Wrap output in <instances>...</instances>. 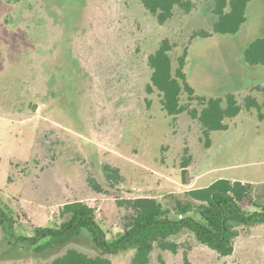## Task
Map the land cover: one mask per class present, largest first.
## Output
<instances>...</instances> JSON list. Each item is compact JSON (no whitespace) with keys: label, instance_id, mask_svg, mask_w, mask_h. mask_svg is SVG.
<instances>
[{"label":"rangeland","instance_id":"374dc122","mask_svg":"<svg viewBox=\"0 0 264 264\" xmlns=\"http://www.w3.org/2000/svg\"><path fill=\"white\" fill-rule=\"evenodd\" d=\"M34 1L42 6V0ZM50 1L51 10L60 13L61 7ZM71 1L81 18L74 43L84 67L90 69L91 96L86 106L78 101L75 106L39 105L35 111L33 106H14L19 86L15 72L21 66L16 56L7 61L6 50L19 40V33L0 30V211L4 216L0 264H46L68 248L97 256L99 250L86 231L44 252L36 248L45 240L35 245L20 240L32 238L37 229L57 228L66 203L80 201L94 209L108 240L123 226L126 211L117 207L118 200L150 197L171 210L177 202L188 201L187 191L235 178L253 183L252 199L264 206V108L243 110L225 120L228 129L211 132L210 146L205 148L196 121L183 114L173 122L161 110L156 93L144 91L149 80L146 57L166 37L175 46L174 66L188 46L184 72L196 95L233 94L240 103L250 96L262 106L264 93L254 88L264 87V66H248L243 53L252 41L264 37V0H250L246 23L238 33L191 41L194 32L211 31L216 21L213 0H190L197 3L195 9L189 15L176 12L163 27L137 0ZM7 11L0 4V18ZM18 12L25 15L21 6ZM41 55L48 59L46 53ZM30 56L37 61L35 52ZM185 149L192 163L184 171ZM103 164L120 171L121 179L113 187L104 178ZM185 172L189 182L184 181ZM198 175L191 185L190 177ZM88 177L103 188L101 193ZM174 242L177 253L155 247L150 264H264V226L238 228L234 251L227 258H219L187 231ZM133 253L130 249L107 258L111 264H131Z\"/></svg>","mask_w":264,"mask_h":264},{"label":"trees","instance_id":"16d2710c","mask_svg":"<svg viewBox=\"0 0 264 264\" xmlns=\"http://www.w3.org/2000/svg\"><path fill=\"white\" fill-rule=\"evenodd\" d=\"M70 1L53 0L52 4L61 7V12L57 13L51 10L50 0H42V6H38L34 0H0V4L9 9L0 18V30H16L19 33V40H15L6 50L7 61L16 56L21 66L15 72L19 86L14 106H33L31 110L35 111L36 106L44 104L75 106V101H78L79 106H86L90 102L91 90L87 82L90 69L84 67L81 51L74 43L81 18L73 10L74 2ZM249 2L213 0L216 21L211 31H196L190 41L238 33L246 23ZM137 3L158 27L168 24L176 12L189 15L197 6L196 2L190 0H137ZM20 6L24 10L23 17L18 12ZM12 8L18 9L16 14L10 12ZM57 25L60 27H55ZM1 48L0 44V53ZM174 48L173 43L164 37L148 54L146 66L149 80L144 91L146 95L156 93L161 110L173 122L183 114L196 121L201 128L205 148L210 146L211 132L228 129L225 120L235 118L243 110L264 108V103L261 106L250 96L240 103L233 94L218 98L196 95L184 72L188 46H184L177 56L175 66L172 59ZM32 52L36 53L37 61L30 56ZM42 53H46L48 59H44ZM243 60L250 67L264 66V37L255 39L246 47ZM254 89L264 93V87ZM184 152L186 156L182 158L181 168L185 171L192 163V157L187 154V149ZM102 171L110 187L121 179L119 169L108 164H103ZM87 180L96 192L103 191L93 178L88 177ZM252 189V184L218 179L207 187L187 191L188 201L177 202L171 210L150 197L118 200L117 207L123 208L126 214L122 229L111 240L106 238L96 222L94 209L80 201L66 203L60 210L63 221L57 228L37 229L32 238L20 240L35 245L43 239L44 243L36 250L44 252L64 246L86 231L94 247L99 250L97 256L91 257L76 248H68L46 264H111L107 256L130 249L134 251L131 264H150V255L155 247L160 251L177 253L178 245L174 238L187 231L219 258H227L234 251L238 228L264 226V206L253 201ZM244 206L255 209L248 211ZM171 213L175 217H171ZM3 217L0 211V224Z\"/></svg>","mask_w":264,"mask_h":264},{"label":"crops","instance_id":"0c3cea01","mask_svg":"<svg viewBox=\"0 0 264 264\" xmlns=\"http://www.w3.org/2000/svg\"><path fill=\"white\" fill-rule=\"evenodd\" d=\"M197 180H199V175L198 176H195V177H193V178H191L190 177V184L192 185V184H194V183H196L197 182ZM227 180H230V181H239V182H241V183H248V184H252L253 185V183H251L250 181H248V180H241V179H235V178H232V179H227ZM214 182V181H213ZM212 182V183H213ZM212 183H209V185L210 184H212ZM208 185V186H209Z\"/></svg>","mask_w":264,"mask_h":264},{"label":"water","instance_id":"95a60500","mask_svg":"<svg viewBox=\"0 0 264 264\" xmlns=\"http://www.w3.org/2000/svg\"><path fill=\"white\" fill-rule=\"evenodd\" d=\"M184 181L189 182V176H188L187 172H185Z\"/></svg>","mask_w":264,"mask_h":264},{"label":"built area","instance_id":"2783aa9c","mask_svg":"<svg viewBox=\"0 0 264 264\" xmlns=\"http://www.w3.org/2000/svg\"><path fill=\"white\" fill-rule=\"evenodd\" d=\"M178 218H179V219H181V218H182V216H181V215H179V216H178Z\"/></svg>","mask_w":264,"mask_h":264}]
</instances>
